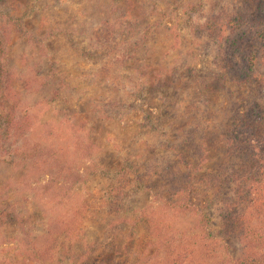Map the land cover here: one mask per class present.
<instances>
[{"label":"rangeland","instance_id":"rangeland-1","mask_svg":"<svg viewBox=\"0 0 264 264\" xmlns=\"http://www.w3.org/2000/svg\"><path fill=\"white\" fill-rule=\"evenodd\" d=\"M231 1L0 0V264H264V36L237 83L199 26Z\"/></svg>","mask_w":264,"mask_h":264},{"label":"trees","instance_id":"trees-1","mask_svg":"<svg viewBox=\"0 0 264 264\" xmlns=\"http://www.w3.org/2000/svg\"><path fill=\"white\" fill-rule=\"evenodd\" d=\"M253 5L255 15L249 20L243 18L242 6L249 7L252 10L251 6ZM229 8L231 12H228ZM228 9L221 8L219 15H213V18L208 19L199 26L204 27L203 30L209 36L206 43L211 48V60L214 67L221 72L219 76L224 80L236 78L237 83L240 79L241 82L245 80L253 84L260 75L249 73V67L251 66L252 55L254 56L255 52L253 44L264 36V0H238L237 2L232 0ZM247 23H249L248 26H246ZM258 27L263 31H256L255 33ZM250 28H252L251 31ZM211 34L213 36H210ZM246 68H248L247 72L245 71ZM238 74H242V77H239ZM251 99L253 100L243 99L245 109L238 112L239 123H237L238 128L235 130L236 135L233 137L239 143L245 144L243 145L245 147L250 145V142L255 139L257 133L262 132L264 127V104H262L264 100L260 102L256 98ZM196 135L194 129L186 130L185 143H193ZM253 149L255 148L252 147L249 150L242 148L239 155H249L254 160H258L263 150L255 151ZM180 152V154H184L182 160L188 167V170L184 173L187 181L180 185L177 182L175 184L172 182V185L175 186L174 193L180 190H191L192 184L190 182L195 177L194 173L197 170L192 167V161L188 159L187 154L184 151ZM186 204H188L187 201Z\"/></svg>","mask_w":264,"mask_h":264}]
</instances>
